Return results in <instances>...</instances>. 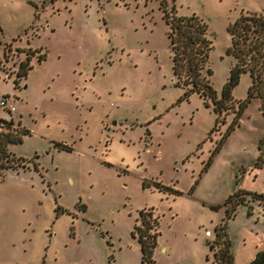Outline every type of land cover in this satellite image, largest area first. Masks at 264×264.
I'll list each match as a JSON object with an SVG mask.
<instances>
[{
    "label": "rangeland",
    "instance_id": "1",
    "mask_svg": "<svg viewBox=\"0 0 264 264\" xmlns=\"http://www.w3.org/2000/svg\"><path fill=\"white\" fill-rule=\"evenodd\" d=\"M171 12L205 22L219 97L227 28L264 0H0V101L14 106L0 121L25 131L8 151L27 166L0 170V264H140L149 209L153 264H264V85L249 97L242 73L238 123L233 109L216 122L175 83Z\"/></svg>",
    "mask_w": 264,
    "mask_h": 264
},
{
    "label": "trees",
    "instance_id": "2",
    "mask_svg": "<svg viewBox=\"0 0 264 264\" xmlns=\"http://www.w3.org/2000/svg\"><path fill=\"white\" fill-rule=\"evenodd\" d=\"M164 22L167 26L166 37L176 85L184 89L185 97L191 93H196L205 106H211L216 116V122L220 116L227 114L230 109L234 108L235 101L232 99L231 92L242 73L247 72L251 78V85L248 90L249 97L264 85V13L241 14L228 26L230 45L227 51L233 56L234 63L229 69V76L219 97L209 80L211 69L208 66V56L212 43L207 37L205 22L195 15L177 16L173 12L164 13ZM34 50L36 48L29 49L25 59L19 62L17 77L25 76L31 69L29 54H33ZM43 58V55H38L37 60L41 61ZM244 107L245 104L239 102L237 109H233L234 118L229 129L238 123ZM12 124V122L0 121V170L27 167L24 158L16 157L8 151V145L19 143L21 134L25 133L24 130L11 129ZM6 128L7 131H5ZM60 146L69 150V147L65 145ZM259 149L261 150V147ZM261 196L257 193L252 195V197L258 198ZM243 199L244 197H236L235 194L229 196L223 203L225 207L229 206L226 207V214L228 216L234 214L236 206ZM218 207L215 206V208ZM151 210L140 211L139 223L134 227V232H138L141 247L140 264H153L151 256L157 236V221L152 217ZM217 229L220 235L222 234V237H218L219 233H217L218 239L226 237L225 223ZM224 244L229 246L228 240H225Z\"/></svg>",
    "mask_w": 264,
    "mask_h": 264
},
{
    "label": "built area",
    "instance_id": "3",
    "mask_svg": "<svg viewBox=\"0 0 264 264\" xmlns=\"http://www.w3.org/2000/svg\"><path fill=\"white\" fill-rule=\"evenodd\" d=\"M0 106L6 109L9 112H12L14 110L13 103L8 101L7 99H2L0 101Z\"/></svg>",
    "mask_w": 264,
    "mask_h": 264
}]
</instances>
